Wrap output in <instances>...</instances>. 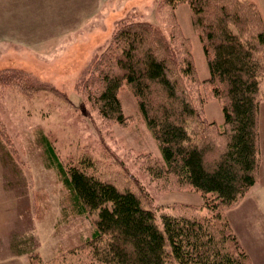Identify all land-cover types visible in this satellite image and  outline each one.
Returning a JSON list of instances; mask_svg holds the SVG:
<instances>
[{"label": "rangeland", "instance_id": "1", "mask_svg": "<svg viewBox=\"0 0 264 264\" xmlns=\"http://www.w3.org/2000/svg\"><path fill=\"white\" fill-rule=\"evenodd\" d=\"M248 1L257 5L264 22V0ZM144 2L146 10H140L144 14L130 7L125 16L113 21L111 32L98 35V43L103 44H52L48 37L41 41L47 44H9L18 43L12 39L0 44V260L21 256L27 264L33 251L36 260L43 262L67 255L56 264H69V251L90 238L96 228L97 212H73L68 191L48 165L41 135L48 137L65 165L89 162L87 173L137 191L145 207L155 209L158 217L174 205L203 207L198 191L168 173L158 177L154 171V166L162 164L163 152L132 88L124 84L118 93L126 117L120 124L99 114L90 99L97 86L85 82L90 72L98 73L111 59L115 45L110 42L119 26L150 22L161 30L169 51L179 59L191 56L195 75L188 77L173 63L174 55L161 53L168 75L177 77L178 93L190 98L200 111L187 123L191 131L202 134L193 135L191 143L210 146L213 154L220 149L204 126L214 123L219 128L224 123L221 99L225 92L218 82H209L208 59L190 5L183 2L169 9L161 0L137 3ZM256 56L260 77L258 178L237 206L226 211V217L251 263L264 264V46ZM97 58L102 63L94 68ZM215 86L222 94L219 97L213 92ZM157 99L170 106L160 91L153 94V102ZM213 154L205 156L206 163L216 157ZM201 211L206 214L208 210Z\"/></svg>", "mask_w": 264, "mask_h": 264}, {"label": "trees", "instance_id": "2", "mask_svg": "<svg viewBox=\"0 0 264 264\" xmlns=\"http://www.w3.org/2000/svg\"><path fill=\"white\" fill-rule=\"evenodd\" d=\"M183 2L190 5L194 25L201 31L209 82H218L225 92L221 99L224 123L220 129L214 123L204 126L219 142L218 151L213 154L210 146L191 143L193 135H202L187 125L199 109L178 93L177 77L170 78L167 60L161 55L170 48L161 30L150 22L119 26L110 42L115 45L111 59L102 67V59H95L93 67L101 70L90 72L85 82L97 86L90 99L99 114L120 124L126 117L118 93L124 84L132 88L163 152L162 164L154 166V171L158 177L168 173L198 191L203 207L174 205L158 217L155 209L145 207L137 191L87 173L89 162L65 165L48 137L41 135L48 165L68 191L73 212L98 214L92 236L69 251V264H252L226 211L237 206L258 178L260 77L254 59L264 46V22L257 5L248 0H212L211 7L209 0H161L169 9ZM190 57L179 59L175 54L171 59L184 76L193 77ZM155 91L163 93L169 107L158 99L153 102ZM213 92L216 97L222 95L216 86ZM209 154L216 157L206 163ZM201 209L208 211L203 214ZM32 252L28 264L67 259L63 255L43 262Z\"/></svg>", "mask_w": 264, "mask_h": 264}, {"label": "crops", "instance_id": "3", "mask_svg": "<svg viewBox=\"0 0 264 264\" xmlns=\"http://www.w3.org/2000/svg\"><path fill=\"white\" fill-rule=\"evenodd\" d=\"M142 1L0 0V44H7L5 39L18 41L9 44H47L41 42L47 37L52 44H103L98 43V35L111 32L113 21L130 7L143 13L146 3H137ZM22 258L0 260V264H25Z\"/></svg>", "mask_w": 264, "mask_h": 264}]
</instances>
